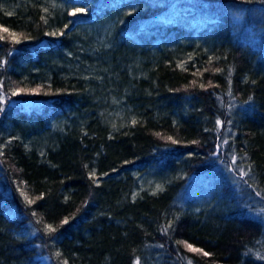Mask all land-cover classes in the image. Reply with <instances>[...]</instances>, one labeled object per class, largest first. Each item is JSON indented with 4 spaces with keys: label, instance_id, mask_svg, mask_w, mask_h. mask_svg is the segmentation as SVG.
Segmentation results:
<instances>
[{
    "label": "trees",
    "instance_id": "obj_1",
    "mask_svg": "<svg viewBox=\"0 0 264 264\" xmlns=\"http://www.w3.org/2000/svg\"><path fill=\"white\" fill-rule=\"evenodd\" d=\"M16 3L0 4V264H264V2ZM108 18L114 58L143 60L144 77L120 75L135 123L94 118L42 150L34 137L96 94L62 57ZM167 168L182 175L135 195L134 171Z\"/></svg>",
    "mask_w": 264,
    "mask_h": 264
},
{
    "label": "rangeland",
    "instance_id": "obj_2",
    "mask_svg": "<svg viewBox=\"0 0 264 264\" xmlns=\"http://www.w3.org/2000/svg\"><path fill=\"white\" fill-rule=\"evenodd\" d=\"M16 1L21 2V0H0V4L6 5L4 7H15ZM50 6L53 7L52 9H58L56 3H50ZM115 23V18H108L96 26L87 27L84 30L86 31L84 35H86L85 39L92 40L91 47L85 51L80 49L79 54L67 53L63 55L61 65L57 67L61 76L82 77L88 82L95 83L96 94H93L91 102L85 107L79 106L76 109L60 112V116L50 124L47 133H43L45 132L43 131L38 138L34 137L32 144L43 150L48 147L47 144L51 143V140H54L57 133L65 131L68 127H81L94 118L108 123L114 129L122 128L135 121L137 106L132 104L135 92H132L129 86H125L126 83L123 82L120 75L122 72L126 73L130 80L144 77L142 73L143 60L138 56L130 57L124 61L121 57L114 58L113 44L109 42V35L112 34ZM38 72L39 74H35L34 77L46 82L53 77V73ZM177 172L178 170L172 171L171 168L159 173L134 171L133 174L138 177L135 195H140L143 191L159 192L163 189V180L169 179L172 175H182L181 171ZM157 186H159V190Z\"/></svg>",
    "mask_w": 264,
    "mask_h": 264
},
{
    "label": "snow or ice",
    "instance_id": "obj_3",
    "mask_svg": "<svg viewBox=\"0 0 264 264\" xmlns=\"http://www.w3.org/2000/svg\"><path fill=\"white\" fill-rule=\"evenodd\" d=\"M245 2H251V0H245ZM262 2H264V0H262ZM45 11H46V10H45ZM85 12H86V9H84V8H75V9H73V11H71L70 15H72V16H76L78 13H85ZM129 14L131 15V13H129ZM9 15H10V13H9ZM0 27H3V26H0ZM3 31H4V32H8V29H7V28H3ZM63 34H64L63 32H59V33H55V32H53V33H50V35H63ZM11 35H12L13 38H14V39H13V43H19V42H20L19 40L15 39V36H16L15 33H12ZM0 39H3V37H0ZM5 62H6V61H5ZM201 87H203V85H201ZM15 94H16V93L14 92L13 95H15ZM0 103H2V101H0ZM0 110H2V109H0ZM133 123H135V121H133ZM216 123H217L218 125H222V122L219 121V120H217ZM168 139H169V140H172V137H168ZM172 142H173V143H176L177 141L172 140ZM235 160H236V158L233 157V163H235ZM90 175H91L92 177H95V173H91ZM244 175H247V173H244ZM157 188H158V190H159V186H157ZM25 198L27 199V197H25ZM28 203H32V201H31V200H28ZM34 214H35V213H34ZM68 222H69V221H68L67 219H65L62 223L67 224ZM170 226H171V225H169V227H170ZM47 228H48V230H49L50 233H51V232H55V229H54L51 225H48ZM180 243H183L184 246L187 248V250L190 251V252L202 253L204 256H208V255H209V253L204 252L202 249L195 248L192 244H189V243H187V242H180ZM259 259L264 260V256H260ZM64 264H67V261H65ZM136 264H140L139 260L136 261ZM189 264H191V261H189Z\"/></svg>",
    "mask_w": 264,
    "mask_h": 264
}]
</instances>
